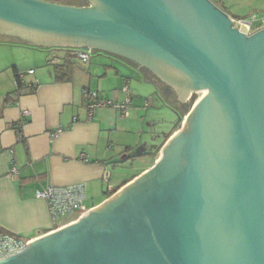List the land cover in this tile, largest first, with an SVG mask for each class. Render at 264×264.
<instances>
[{
  "label": "water",
  "instance_id": "water-1",
  "mask_svg": "<svg viewBox=\"0 0 264 264\" xmlns=\"http://www.w3.org/2000/svg\"><path fill=\"white\" fill-rule=\"evenodd\" d=\"M85 1L0 0V36L104 54L197 101L152 167L0 264H264V29L209 0Z\"/></svg>",
  "mask_w": 264,
  "mask_h": 264
},
{
  "label": "crops",
  "instance_id": "crops-1",
  "mask_svg": "<svg viewBox=\"0 0 264 264\" xmlns=\"http://www.w3.org/2000/svg\"><path fill=\"white\" fill-rule=\"evenodd\" d=\"M24 49L42 56L31 55L33 64L24 63L20 52ZM76 56L0 36V231L27 241L54 230L46 202L33 198L34 191L49 185H83L81 211L67 225L152 167L163 144L179 127L178 121L172 129L169 125L170 131L159 129L161 137L148 148L141 143L142 127L157 111L149 107L176 109L173 103L136 66L98 53L83 64ZM124 86L130 95L126 117L110 108L98 109L88 117L84 89L123 103ZM23 111L29 113L25 121ZM54 132H58L55 138ZM132 156H146L150 164L129 177L113 178L110 169ZM13 166L18 173L10 180L7 175Z\"/></svg>",
  "mask_w": 264,
  "mask_h": 264
},
{
  "label": "built area",
  "instance_id": "built-area-1",
  "mask_svg": "<svg viewBox=\"0 0 264 264\" xmlns=\"http://www.w3.org/2000/svg\"><path fill=\"white\" fill-rule=\"evenodd\" d=\"M230 18L232 21V26L235 27L236 24H238V28L243 29L247 36L264 29V18L258 17L256 15H253L250 18ZM91 55V52H77V58L83 64L89 63ZM28 73L32 74L33 71H29ZM121 92L124 95V102L115 103L108 99L98 97L95 92L84 89L83 96L85 97V110L88 117L90 118L96 110L101 108L114 109L120 114L121 117H126L128 115L130 105L128 87L124 86L121 89ZM145 105H148V101L145 103ZM28 116V111L22 112L23 121H25ZM57 135L58 132L52 133L53 138L57 137ZM17 173V169L13 166L10 168L7 176L10 180H12ZM107 179L108 177L106 175L104 180L106 181ZM32 197L46 202L51 224L54 230L65 226L69 218L76 217L81 211L82 204L85 199L84 187L82 184L66 187L49 185L43 189L34 191ZM30 242L31 241L24 240L16 235L0 231V259L24 251L27 247V244Z\"/></svg>",
  "mask_w": 264,
  "mask_h": 264
},
{
  "label": "rangeland",
  "instance_id": "rangeland-1",
  "mask_svg": "<svg viewBox=\"0 0 264 264\" xmlns=\"http://www.w3.org/2000/svg\"><path fill=\"white\" fill-rule=\"evenodd\" d=\"M53 2H59L65 5H73V6H80L84 5L85 2L83 0H49ZM213 4L219 6L225 13L234 17V18H250L253 15L258 17L264 18V0H209ZM24 48V47H23ZM23 53V62L24 63H32L33 60L30 58L31 55L40 56L42 53H37L36 51H29L28 49H24V51H20ZM48 57V55H47ZM46 65V63H45ZM36 70V69H35ZM197 101V96H192V99L189 100L187 106L173 104L176 109H171L166 106L164 108L159 105L155 107H149L150 109L157 110L154 114L155 117L147 120L142 127L143 134L141 136V143H147L148 148H150L153 143L161 137L159 134V129L166 131H170L169 125H171V129L178 123L180 119V113L183 117L186 115L188 111H190L191 107ZM182 117L181 121L179 122V127L185 126V119ZM184 120V121H183ZM181 126V127H180ZM158 127V128H156ZM163 138V136H162ZM161 140V139H160ZM150 160L146 156H137L135 158L128 159L122 163L121 166L116 167V169H110L113 178H124L129 177L132 174H136L139 170L142 169L145 165H149ZM114 181V180H113Z\"/></svg>",
  "mask_w": 264,
  "mask_h": 264
},
{
  "label": "flooded vegetation",
  "instance_id": "flooded-vegetation-1",
  "mask_svg": "<svg viewBox=\"0 0 264 264\" xmlns=\"http://www.w3.org/2000/svg\"><path fill=\"white\" fill-rule=\"evenodd\" d=\"M84 2H86L85 0H83ZM148 74V73H147ZM154 83L156 84V86L159 88V92L170 102L173 104H176L177 106L180 105L181 107L184 106V103H181L177 100V95L175 94L174 91L170 90L169 94L166 95L164 90L166 89V86L164 84H162L160 87L159 82L157 80L154 81ZM193 94L188 98V100L192 99Z\"/></svg>",
  "mask_w": 264,
  "mask_h": 264
},
{
  "label": "trees",
  "instance_id": "trees-1",
  "mask_svg": "<svg viewBox=\"0 0 264 264\" xmlns=\"http://www.w3.org/2000/svg\"><path fill=\"white\" fill-rule=\"evenodd\" d=\"M67 52H69V51H67ZM15 77H16L17 85H18V86H21L20 77H19L18 75H15ZM135 157H137V156H132V157H130V158H127V160H128V159H131V158L133 159V158H135ZM114 192H115V191H114ZM112 193H113V192H112ZM112 193H109V194L107 193V196H110Z\"/></svg>",
  "mask_w": 264,
  "mask_h": 264
}]
</instances>
